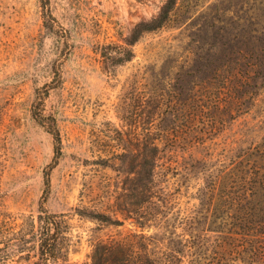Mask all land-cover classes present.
<instances>
[{"label":"rangeland","instance_id":"obj_1","mask_svg":"<svg viewBox=\"0 0 264 264\" xmlns=\"http://www.w3.org/2000/svg\"><path fill=\"white\" fill-rule=\"evenodd\" d=\"M162 2L0 0V264H40L17 248L41 212L64 230L62 264H92L99 243L155 264H264L229 261L206 223L191 229L199 248L175 253L164 238L188 236L204 176L264 136V0H177L131 60L103 55ZM35 100L55 119L59 155ZM147 143L158 147L155 196L133 206Z\"/></svg>","mask_w":264,"mask_h":264},{"label":"trees","instance_id":"obj_2","mask_svg":"<svg viewBox=\"0 0 264 264\" xmlns=\"http://www.w3.org/2000/svg\"><path fill=\"white\" fill-rule=\"evenodd\" d=\"M176 2L177 0H163L156 15L134 25L125 38L127 47L114 46L115 49L103 55L110 59L117 58L119 62L116 63L131 60L134 56L132 46L144 33L163 27L170 20ZM32 117L52 134L55 152L59 155L60 137L55 119L43 112L39 100H35L32 106ZM158 158L157 145L145 144L141 168L128 188V199L133 206L148 203L155 196L153 176ZM196 199L197 210L195 217H192L194 222L188 228V236L185 237V232L177 234L182 240L176 241L173 238L175 232L169 233L164 237L169 249L181 253L182 247L179 245L186 248L201 247L203 243L199 240L200 235L191 232V229L203 230L198 227L206 223L207 228L204 230L219 235L214 241L219 237L222 239L219 245L215 244L211 248H221V253L229 261L255 262L264 257V136L244 152L237 155L230 153L224 166L205 175L202 185L197 189ZM88 216L101 222L109 221L101 213L91 212ZM57 218L58 216L46 212L38 214L37 223L31 222L29 239L22 240L21 248H17L18 252H26L29 257L32 251L40 264L65 262L68 249L62 248L64 246H61V240L66 236L62 235L64 230ZM185 221L187 222V218ZM203 238L207 240L206 237ZM26 243H30V246H26ZM3 249L0 248V259L8 257V254L2 253ZM91 259L92 264H155L147 254L138 256L131 246L122 243L97 244Z\"/></svg>","mask_w":264,"mask_h":264}]
</instances>
